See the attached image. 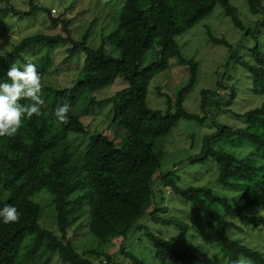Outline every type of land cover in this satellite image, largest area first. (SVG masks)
Listing matches in <instances>:
<instances>
[{"label": "trees", "instance_id": "trees-1", "mask_svg": "<svg viewBox=\"0 0 264 264\" xmlns=\"http://www.w3.org/2000/svg\"><path fill=\"white\" fill-rule=\"evenodd\" d=\"M123 1L126 4L118 26L123 31L116 44L120 55L115 56L105 50L109 39H106V34H101V43L95 46L92 43V28L87 29L81 42H75L66 49V62L79 51L85 55L80 76L74 85L43 87L45 90L42 88L41 98L44 103L40 106V114L23 118L22 126L15 135L0 137V208L6 204L13 205L19 213V218L14 222H0V264H36L20 257L22 243L29 236L36 237L29 254H35L43 246L59 254L63 264H95L94 257H105L109 264H116L114 254L104 249L106 244L121 237L115 253L122 251L128 258V264H146L136 251L126 248L129 234L134 229H144L155 248L154 258L162 264H207L204 258L191 250L176 248L172 239L139 225L149 214L156 222L183 225L176 220L156 217L160 210L158 194L163 193L167 185L216 223L221 250L230 264H237L241 260L243 264H264V252L242 242L235 234L231 235L226 220L227 215H238L245 224L264 233V215L244 214L250 207L264 206V52L257 43L250 48L254 55L253 61L239 58L238 47L234 49L226 39L209 33L215 42L232 46L231 60L241 63L251 74L252 84H247V87L253 94L263 96L260 97V105L243 113L235 112L237 117L244 120L242 126L233 127L218 119V110L233 112L231 109H222L221 105L227 97V102L237 98L239 91L235 86H230L227 97L217 91L203 89L202 108H207L209 101L213 102V111L208 114L210 109L207 108L204 117L185 108L184 97L196 81L194 62L191 63L193 70L189 82L178 89L175 100L168 97L167 109L152 108L147 101L151 81L168 67L173 57L185 61L176 39L174 0ZM217 1L239 27L253 34L261 31L264 20L249 29L230 0ZM29 3L31 8L27 11L0 7V14L12 11L23 17L40 9V0H29ZM258 5L259 0H252L255 12L259 11ZM47 11L53 16L51 8ZM52 20L54 23L62 21L63 29H68V20L59 16H53ZM69 41L70 36L64 37L62 33H39L24 37L7 56L0 55V78L6 79V71L12 66L9 63L11 59L27 61L25 52H29L32 46L44 43L52 50ZM149 51L153 59L144 66L143 59ZM37 71L40 73L38 67ZM119 76L124 78L128 86L112 98V120L126 131L122 144L101 130L91 134L80 116L71 110L64 122L54 115L59 101L65 96L71 102L80 96L84 107L94 105L99 101L96 97L98 90ZM221 83V88H227L224 81ZM75 91H79V96ZM19 103L29 105L32 102L21 98ZM180 119L188 126L192 121L197 124L202 120H212L217 130L205 135L199 153L175 162L173 167L186 163L194 166L214 160L217 163L219 184L236 188L250 187L240 190L237 206L228 195L220 194L207 185H180L177 182L180 176L173 167L162 170L166 155L162 148L163 141L170 138L168 135ZM73 133L91 134L92 143L79 151L69 140V135ZM195 134L191 133L193 138ZM214 139L223 141L226 146L239 141L244 151L235 153L211 147L209 142ZM157 180L162 183L163 190L157 186ZM40 192L50 195L61 234L41 226L45 208L36 199ZM78 203L82 206L79 215L87 213L89 216L87 232L94 246L88 250V254L81 253L67 236L68 229L80 218L79 215L72 217L70 214L72 207ZM85 205L88 208L83 209ZM219 207H223L224 212ZM232 225L239 230L244 229L238 223Z\"/></svg>", "mask_w": 264, "mask_h": 264}, {"label": "rangeland", "instance_id": "rangeland-1", "mask_svg": "<svg viewBox=\"0 0 264 264\" xmlns=\"http://www.w3.org/2000/svg\"><path fill=\"white\" fill-rule=\"evenodd\" d=\"M237 7V12L243 24L253 29L264 20V0H259V11L255 12L252 6V0H230ZM123 0H40L38 5L40 9L33 11L30 15L19 17L12 11L6 14H0V55L7 56L21 39L27 36L39 33L58 34L62 33L64 37L70 36V41L65 45L48 49L43 43L34 45L29 52H25V60L20 57L19 60L11 59L9 63L12 66H18L23 63L32 62L37 65L42 76V88L46 86L53 87H71L79 78L84 64L85 55L79 51L68 62L65 61L68 56L67 47L75 42H81L87 29L92 28L93 44L100 45L101 34H106L108 39L105 50L119 56L120 50L116 49V44L120 39L123 30H120L119 22L122 9L126 3ZM174 17L180 51L185 61L180 57H173L169 60L168 67L158 73L151 81L148 90L147 101L150 107L167 109L168 97L176 99L178 89L187 84L190 80L195 63L196 81L191 90L184 97V106L191 113H197L201 117L212 112L213 102H208L207 108H202V90L210 89L217 91L221 96L230 93V86L238 89L237 98L230 102L228 97L222 100L221 108L231 109L233 112L218 110L219 118L231 126H242L244 120L235 115L243 113L256 105H260L262 99L258 94H253L250 87L252 77L246 68L239 62L231 60L232 46L239 48V58L244 57L253 61V48L257 43L262 52H264V24L261 25L259 33H248L246 29L239 27L225 11L224 7L217 0H174ZM0 7H11L27 11L31 8L29 0H0ZM51 8V14L54 18L58 17L69 21L67 30L63 29L62 21L54 23L52 15L47 9ZM56 10V12L53 11ZM52 16V17H51ZM117 28V29H116ZM215 37L226 39L232 46L218 43L212 40L210 34ZM153 55L149 51L144 56L143 65L152 61ZM224 81L227 88H221V82ZM251 83V84H250ZM128 83L123 77L119 76L114 82L101 87L97 94V103L90 107H84L79 91H75L79 96L76 101L71 102L65 98L59 101L62 105L67 103L70 110L77 113L81 120L87 125L91 134L95 130H101L111 138L117 139L122 144L126 138V131L122 129L113 119L114 102L112 98L118 96ZM221 86V87H220ZM43 90H45L43 88ZM210 97V96H209ZM225 98V97H224ZM218 109V108H217ZM221 111V112H220ZM212 120H202L197 124L192 121L188 126L183 119H180L173 127L170 138L163 141L162 148L166 155L163 160L162 170L167 171L173 167L175 162L188 159L191 155H196L202 149L204 137L206 134H213L217 127ZM196 124V125H195ZM118 132H120L118 134ZM191 133H196L194 138ZM91 134H70L69 140L78 147L79 151L84 150L92 143ZM167 136V137H168ZM113 138V139H114ZM221 140H212L210 146L217 149L241 153L244 150L238 142L229 143L226 146ZM241 144V143H240ZM175 168V167H173ZM180 176L177 182L184 186L207 185L220 194H226L231 202L237 206L241 195L240 190L250 187H231L219 184L217 163L210 160L204 163H198L194 166L186 163L176 167ZM161 189L162 183L156 181ZM164 185V184H163ZM163 190V188H162ZM251 190V189H249ZM37 200L44 206V216L41 219V226L52 230L58 234L61 231L56 224V214L54 213L50 195L47 192L37 194ZM158 207L156 217L166 220H176L183 225L176 223L156 222L149 214L145 216L139 225L147 226L152 232L158 233L164 237L172 239L178 249H189L201 258H204L207 264H230L228 258L223 255L222 244L216 235V223L210 219L207 214L201 213L194 204L187 198L178 195L168 185L164 187V192L158 194ZM88 208L86 205L83 209ZM82 206L75 204L71 209V216L77 217L80 214ZM219 209L224 212L223 207ZM264 215V206H253L244 211V214ZM80 216V215H79ZM227 230L231 235H236L242 242H245L262 252H264V233L250 224H245L238 215H227ZM88 214H83L75 224L67 231V236L73 241L77 249L88 254L94 245L91 243L88 234ZM233 223H238L244 229L239 230ZM81 227V229H79ZM130 240L126 243L127 250L136 251L142 257L146 264H162L154 258L155 248L152 242L145 235L144 229H134L129 234ZM34 236H29L22 243L20 257L34 262L36 264H63L59 254L40 247L35 254H29L33 247ZM122 238L113 240L105 245V251L113 253L116 264H128L127 257L122 251L115 253ZM95 264H109L106 258L94 257ZM114 264V263H113ZM246 264H253L247 262Z\"/></svg>", "mask_w": 264, "mask_h": 264}, {"label": "clouds", "instance_id": "clouds-1", "mask_svg": "<svg viewBox=\"0 0 264 264\" xmlns=\"http://www.w3.org/2000/svg\"><path fill=\"white\" fill-rule=\"evenodd\" d=\"M0 78V137L13 136L22 126L23 118H31L40 114V106L44 101L41 98L42 76L37 71V65L32 62L10 66ZM30 100L29 105L19 103L20 99ZM70 105L64 103L58 105L54 115L64 122ZM19 218L18 210L13 205H5L0 208V222L5 224L14 222ZM237 264H243L238 261Z\"/></svg>", "mask_w": 264, "mask_h": 264}, {"label": "built area", "instance_id": "built-area-1", "mask_svg": "<svg viewBox=\"0 0 264 264\" xmlns=\"http://www.w3.org/2000/svg\"><path fill=\"white\" fill-rule=\"evenodd\" d=\"M53 11H54V12H56V10H55V9H53Z\"/></svg>", "mask_w": 264, "mask_h": 264}]
</instances>
